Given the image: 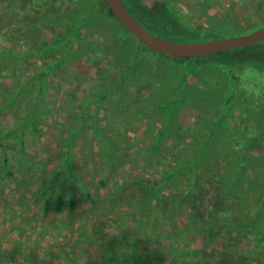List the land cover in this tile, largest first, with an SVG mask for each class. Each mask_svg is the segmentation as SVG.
Masks as SVG:
<instances>
[{
	"label": "rangeland",
	"instance_id": "374dc122",
	"mask_svg": "<svg viewBox=\"0 0 264 264\" xmlns=\"http://www.w3.org/2000/svg\"><path fill=\"white\" fill-rule=\"evenodd\" d=\"M25 1L33 6L0 0V81L25 88L0 116V164L8 159L12 173L0 168V264H24L29 256L26 264H117L114 256L137 247L141 264H264V42L175 58L138 49L117 21H83L97 0ZM122 1L151 32L177 42L264 27V0ZM69 34L68 58L48 50ZM41 74L40 99L34 77ZM36 100L43 104L40 131L33 135L30 125L15 132ZM247 131L254 136L245 141ZM65 159L90 198L79 188L72 197L65 185L74 211L46 214V197L36 190ZM183 162L162 201H147L142 186L134 193ZM59 193L56 185L53 202ZM146 203L151 225L142 218Z\"/></svg>",
	"mask_w": 264,
	"mask_h": 264
},
{
	"label": "trees",
	"instance_id": "16d2710c",
	"mask_svg": "<svg viewBox=\"0 0 264 264\" xmlns=\"http://www.w3.org/2000/svg\"><path fill=\"white\" fill-rule=\"evenodd\" d=\"M23 3L27 6L28 5L33 6V3L30 1L23 0ZM97 18L105 19V20L110 19L112 21L118 22V20L114 16L113 12L108 7V5L105 3L104 0H97L94 3V5L91 8H89L88 12L84 16L83 21H96V20H98ZM65 22H67V20H65ZM119 25L121 27H123L120 23H119ZM76 26L77 25L74 24L73 30H75L77 28ZM123 29L125 31L124 36L131 35L130 32H128L126 30V28L123 27ZM71 39H72L71 34H69L67 37L64 38L63 43L56 42V43H52L51 45L49 44L50 46H48V50L52 51L53 49H58L63 53V57L65 56V58H68L66 56V54L69 52V48L71 46V41H70ZM137 42H138V46H137L138 49L145 47L138 40H137ZM146 49H148V48H146ZM237 50L238 49L232 50L229 52L232 53V52H235ZM150 51L153 52L152 50H150ZM153 53H157L159 55H162L161 53H158V52H153ZM225 53H222L219 56L225 55ZM2 54H4V53L2 51H0V57L2 56ZM201 59H203V58H201ZM187 60H189V59H187ZM230 65L231 64L229 61H226L225 63H223V66H226V68L229 67ZM131 66L132 65H130L129 67H131ZM230 73H232V75L234 76L235 79L238 78L237 73H234L232 70H230ZM41 76H43V74L34 77V79L38 80L39 85H40V88H39L40 94H41L40 99H41V96H44L46 94V83L44 81H41ZM262 78H264V77L262 76ZM24 89H25L24 86L21 85L18 81L16 82L15 85L12 82L5 84L2 81H0V95L4 100L7 99V101H8V103L5 101L3 103H0V116L3 115V112L5 110L10 109L11 107H13L15 105L16 100L20 99L21 94L24 91ZM117 89L120 90L121 88L118 87V88L114 89L113 91H115ZM107 94L108 93L105 92V93H102L101 95L98 96V98H99V100H97L98 101V103H97L98 108L101 107L103 101L108 96ZM167 106L168 105L166 104L165 107H167ZM41 110H43L42 100L34 101L32 106L30 107L29 115L27 116V118L25 119V121L22 124L23 127L22 128L19 126L15 127V132L22 130V129H23L22 131H24V130H26L27 127H30V125L32 126L31 131L33 132V135H35L36 132L40 131L38 128H36V125H37L36 121H37L38 113ZM137 118H139V117L135 116L134 118H130L129 121H132V120L137 119ZM100 134H101V132H100ZM7 136H9V134ZM245 136H246V138L244 137L243 140L246 141V140H248V138L250 136L251 137L254 136V132L253 131H250V132L247 131ZM162 138H163V136L160 137V139H162ZM3 148H5V147L3 146ZM102 149L105 153L113 152L114 157L112 158V161L115 160L116 155L113 151V145L109 141H105L103 143ZM65 153H69V151L66 150ZM65 155H67V157L70 158L68 154H65ZM184 157L185 156H182L180 154L178 159L180 161H182L184 159ZM192 163H193L192 166L195 167L196 161H193ZM186 164L184 162H183V165L176 163L172 167V171H170L168 173V178L166 180L160 181V179L162 178V175H160L161 171H159L158 175H160V178H158L156 181H154L152 184H150V186H146V185L141 184V183L137 184V189L134 190V193H139L140 187L142 186L143 190H145V193H146L143 198H145L147 201H150L151 199L154 200L155 198L159 201H162L163 200L162 197L164 196V194L167 191L173 192V190H172V187H173L172 183L173 182L172 181L182 174V172H183L182 170H185ZM59 166H60V169H59L58 173L57 174L55 173L54 175L50 176L49 178H46L45 180H42L43 185L40 188H38V190H36V193L38 194L39 198L43 199V197L44 198L46 197L45 201L43 203V209H44V212L46 214L49 213L50 211H54L55 213L61 214L67 208L68 202L66 201V198H65L64 193H63L65 185L68 186L69 193L71 194L72 197H74V195H75V192H76L75 190L77 188H79V189H81V191L83 192L85 197L90 198V194L88 193L87 188L84 187L86 182L84 181V179L80 175L77 174V172L75 170L76 168H73V161L65 159V161L63 160ZM237 166H238L239 170H241V167H242L241 162H239L237 164ZM0 168H2L3 172H6V175L8 177H12V173L8 172V168H9L8 159H6L4 162H2L0 164ZM58 176H60L61 178H58ZM56 185H58L60 193L58 194L56 201L53 202V200H54L53 189L55 188ZM45 192H47V193H45ZM170 195L172 196L173 194L169 193L168 196H170ZM175 203L176 202H171L170 207L175 208L176 207ZM146 204L148 205L149 203H146ZM75 206H76V201L74 200V198H71V201H70L68 208L70 210L74 211ZM181 206H182V204L179 203L178 204L179 211L181 209ZM142 215H143L142 218L145 220L146 224L151 225L153 223L154 220L152 219V217H154V213H153V209L151 208V205L146 206V210L143 211ZM180 216L182 219H184L183 213H181ZM181 241H182V239H178L177 243L181 244ZM180 244H176V245L180 246ZM135 250H137V251H135ZM183 250L184 249L181 248V252H184ZM130 254L131 255L123 257V258H119V256H114L112 258V260L115 261L117 264H122L123 262H125V264H141L140 258H142V257L140 255V249L138 247L132 248V252ZM175 254H178V253L175 252ZM31 261H32L31 256L25 257L24 259H22V262L24 264L29 263ZM129 261H131V263H129ZM108 262L110 264L109 260H108ZM33 264H38V260L36 259V262H33Z\"/></svg>",
	"mask_w": 264,
	"mask_h": 264
},
{
	"label": "water",
	"instance_id": "95a60500",
	"mask_svg": "<svg viewBox=\"0 0 264 264\" xmlns=\"http://www.w3.org/2000/svg\"><path fill=\"white\" fill-rule=\"evenodd\" d=\"M118 22L130 34L152 51L166 56L192 59L222 54L232 50L264 42V27L252 33L223 37L201 42H177L163 38L146 28L128 10L122 0H104Z\"/></svg>",
	"mask_w": 264,
	"mask_h": 264
}]
</instances>
